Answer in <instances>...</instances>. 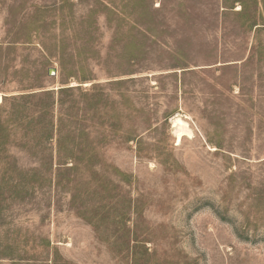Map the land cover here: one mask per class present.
Segmentation results:
<instances>
[{"label": "rangeland", "instance_id": "1", "mask_svg": "<svg viewBox=\"0 0 264 264\" xmlns=\"http://www.w3.org/2000/svg\"><path fill=\"white\" fill-rule=\"evenodd\" d=\"M243 2L58 0L33 23L49 0H0V264H264V0ZM50 91L94 143L77 163L24 135Z\"/></svg>", "mask_w": 264, "mask_h": 264}, {"label": "trees", "instance_id": "2", "mask_svg": "<svg viewBox=\"0 0 264 264\" xmlns=\"http://www.w3.org/2000/svg\"><path fill=\"white\" fill-rule=\"evenodd\" d=\"M58 0H49L50 5L45 7H37L33 14L29 17V20H33V23L36 21V18L43 13L44 11L51 10V7L56 4ZM60 1V0H59ZM240 3L242 8L238 12L239 16L248 15L246 13V6L243 5V0H233V3ZM244 25L248 29L252 30L258 26L256 23H250L245 20ZM39 28V27H37ZM31 30L28 29L27 36L31 33ZM62 58V56H61ZM63 59V58H62ZM81 81H86L83 78ZM121 83V82H119ZM118 83V84H119ZM74 88L60 89L59 94L64 96L67 93L73 92ZM54 92H42L34 98L41 100L40 103H37L35 111L31 118H28L25 128L32 126L36 130L34 135L30 133H25L26 137H33L34 143L39 145H48L50 148L53 147V140H56V151L58 153V162L59 165H62L66 159L73 160L75 163L80 161L82 158L80 155L85 150H93V142L90 141L89 135L86 133L87 128L83 125L81 116H79V108L77 103L74 101L66 104L64 97L59 98L58 100L53 99ZM59 109L58 115H55V108ZM95 109L92 104H87V110L90 112ZM27 110L26 107H23L22 110L15 109L12 116L16 120H21L23 113ZM7 120L0 119V145H5L7 143L8 137L3 133L5 129V123ZM98 127L107 126L106 122L97 124ZM109 135L103 134L100 138V144H103L108 141ZM135 138L133 135L130 136V139ZM74 166V165H73ZM75 167L77 165L75 164ZM73 168V167H72Z\"/></svg>", "mask_w": 264, "mask_h": 264}, {"label": "bare ground", "instance_id": "3", "mask_svg": "<svg viewBox=\"0 0 264 264\" xmlns=\"http://www.w3.org/2000/svg\"><path fill=\"white\" fill-rule=\"evenodd\" d=\"M181 120L177 118V120L175 121V124L177 125V123H181L180 122ZM183 131H180L177 135V139H178V142L180 143L181 142V139H182V136H183Z\"/></svg>", "mask_w": 264, "mask_h": 264}, {"label": "water", "instance_id": "4", "mask_svg": "<svg viewBox=\"0 0 264 264\" xmlns=\"http://www.w3.org/2000/svg\"><path fill=\"white\" fill-rule=\"evenodd\" d=\"M49 76L53 77L57 75V70L56 69H49Z\"/></svg>", "mask_w": 264, "mask_h": 264}]
</instances>
